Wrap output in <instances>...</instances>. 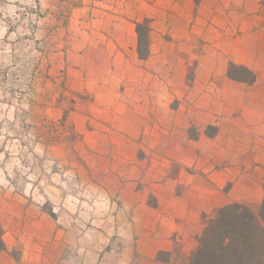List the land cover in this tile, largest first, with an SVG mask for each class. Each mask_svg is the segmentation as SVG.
Here are the masks:
<instances>
[{"label":"rangeland","instance_id":"rangeland-1","mask_svg":"<svg viewBox=\"0 0 264 264\" xmlns=\"http://www.w3.org/2000/svg\"><path fill=\"white\" fill-rule=\"evenodd\" d=\"M167 1L0 0V225L13 264H150L136 250L145 206L185 193L190 175L225 171L218 145L213 158L196 149L194 164L180 163L183 131L201 142L219 129L206 135L190 88L201 44H171ZM184 71L180 89L171 82ZM192 252L178 245L172 264Z\"/></svg>","mask_w":264,"mask_h":264},{"label":"crops","instance_id":"crops-1","mask_svg":"<svg viewBox=\"0 0 264 264\" xmlns=\"http://www.w3.org/2000/svg\"><path fill=\"white\" fill-rule=\"evenodd\" d=\"M167 2L174 12L169 15L171 44L180 51L189 47L193 51L201 44V50L190 56L191 64H196L190 88L203 100L207 125L219 129L214 140L201 139L206 149L200 141L188 140L183 131L185 146H176L182 152L180 163L194 164L196 149L213 158L215 151L209 145H218L224 157L218 159H225L227 167L216 176L217 181L190 175L185 193L176 195L169 189L158 196L157 207L145 206L150 218L147 229L137 232L143 237L136 241V250L151 256L150 264H172L178 245L185 253L194 251L204 226L203 214L234 202L259 205L264 199V0ZM230 64L248 67L256 74V82L249 85L230 79ZM179 78L178 83H171L189 88L185 71ZM227 183L232 188L224 192ZM161 252L171 254L169 261L157 260ZM0 264L13 263L3 252Z\"/></svg>","mask_w":264,"mask_h":264},{"label":"trees","instance_id":"trees-1","mask_svg":"<svg viewBox=\"0 0 264 264\" xmlns=\"http://www.w3.org/2000/svg\"><path fill=\"white\" fill-rule=\"evenodd\" d=\"M262 5L264 7V2ZM136 32L138 57L147 61L151 56L150 21L137 23ZM228 77L249 85L257 80L252 70L236 64L229 65ZM217 133V127L207 128L208 137L213 138ZM196 138L197 136H192V139ZM202 221L203 230L196 237L198 246L188 257L186 264H264V199L258 210L250 204L234 202L216 209L210 215L203 214ZM6 250L0 225V254ZM170 255L161 252L157 255V260L167 262Z\"/></svg>","mask_w":264,"mask_h":264}]
</instances>
